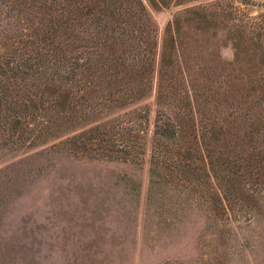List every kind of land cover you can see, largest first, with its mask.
<instances>
[{
	"label": "trees",
	"instance_id": "1",
	"mask_svg": "<svg viewBox=\"0 0 264 264\" xmlns=\"http://www.w3.org/2000/svg\"><path fill=\"white\" fill-rule=\"evenodd\" d=\"M217 6L186 8L164 26L149 174L192 192L204 227L222 244L235 243L242 230L238 246L249 248L254 238L262 248L264 233L255 232L257 215L264 219V15L241 17L226 30L232 59L222 61L196 38L237 11ZM4 17L21 25L15 31L25 48L22 58L0 56V133L8 145L32 141L24 122L35 115L49 112L59 123V114L91 99L119 107L150 91L156 42L142 0H0ZM134 117L138 153L147 110ZM128 138L96 125L65 144L115 157L128 153ZM214 252L211 264L228 260Z\"/></svg>",
	"mask_w": 264,
	"mask_h": 264
},
{
	"label": "rangeland",
	"instance_id": "2",
	"mask_svg": "<svg viewBox=\"0 0 264 264\" xmlns=\"http://www.w3.org/2000/svg\"><path fill=\"white\" fill-rule=\"evenodd\" d=\"M142 1L156 42L145 97L119 107L91 99L58 113L59 123L51 121L49 112L35 115L24 122L31 142L8 145L0 133V264H211L207 259L214 250L228 256L223 264H264V246L254 238L249 248L238 246L247 231H238L235 243L228 239L222 244L213 227H204L203 208L192 192L187 195L180 185L153 181L149 174L165 24L186 8L208 12L217 4L228 10L233 5L234 14L196 37L220 60L230 61L226 30L241 17L264 15V0H171L167 6ZM20 28L6 17L0 19L2 59L23 57L25 48L16 32ZM144 108L146 130L137 153L131 135L138 127L134 116ZM96 125L129 137L133 144L128 153L99 156L98 150L66 148L70 136ZM257 217L259 224L252 228L263 234L264 219Z\"/></svg>",
	"mask_w": 264,
	"mask_h": 264
}]
</instances>
